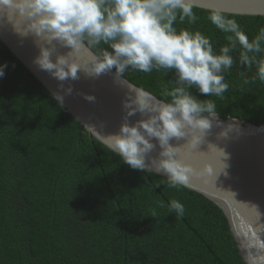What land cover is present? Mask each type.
Returning a JSON list of instances; mask_svg holds the SVG:
<instances>
[{"label":"trees","instance_id":"trees-1","mask_svg":"<svg viewBox=\"0 0 264 264\" xmlns=\"http://www.w3.org/2000/svg\"><path fill=\"white\" fill-rule=\"evenodd\" d=\"M193 12L194 24L177 20L174 26L201 32L219 53L228 34L208 19L214 11L193 6ZM222 14L249 40L264 28V16ZM107 48L101 43L92 50L99 55ZM231 55L222 97L190 91L214 101L223 118L262 123L264 83L252 80L255 66L239 63V48ZM3 64L0 264H246L216 204L185 186H169L166 177L130 168L85 132L0 41ZM123 76L167 102L163 91L176 86L173 71L128 69ZM172 200L183 204L182 217L170 211Z\"/></svg>","mask_w":264,"mask_h":264},{"label":"clouds","instance_id":"clouds-1","mask_svg":"<svg viewBox=\"0 0 264 264\" xmlns=\"http://www.w3.org/2000/svg\"><path fill=\"white\" fill-rule=\"evenodd\" d=\"M9 9H15L23 18L22 31H17L14 24L17 32L42 40L34 63L57 81L77 80L81 70L68 54L57 52V44L70 48V52L80 51L85 44L92 48L101 43L108 45L93 57L90 67L83 69L92 77L112 69L115 82L128 69L174 72L176 86L162 93L170 101L137 90L123 101L126 114L119 133L109 137L111 149L125 164L134 170L164 173L171 187H187L191 176L204 175L208 167L197 171L178 159L177 147L169 143L173 137H190L187 143L195 148L202 140L199 133L209 129L217 118L215 102L198 99L190 89L195 87L208 97H222L229 87L224 73L232 68L231 53L237 48L239 63L249 69L255 66L252 80L264 83V28L249 40L236 20L218 10L212 12L208 19L228 34L227 43L216 53L209 37L174 26L177 20L189 24L197 21L192 0H0V12L7 16ZM6 67L0 65V78ZM63 91L71 94L72 87ZM53 98L63 104L60 93H53ZM85 99L93 101L95 97L86 95ZM137 113L143 118L128 123V117ZM157 144L158 156L148 157ZM146 157L151 159V166L146 164ZM169 208L178 217L184 215V206L177 200L170 201Z\"/></svg>","mask_w":264,"mask_h":264},{"label":"water","instance_id":"water-1","mask_svg":"<svg viewBox=\"0 0 264 264\" xmlns=\"http://www.w3.org/2000/svg\"><path fill=\"white\" fill-rule=\"evenodd\" d=\"M192 4L221 13L264 16V0H192ZM14 24L17 31L23 30V18L15 9L7 10V16L0 12V41L52 95L57 92L63 95L62 106L66 111L85 132L109 149L110 135L118 134L124 122L123 101L127 97L142 90L160 99L124 76L115 82V69L97 77L87 75L83 69L90 67L93 57L98 56L87 44L78 52L57 44V52L68 54L70 60L81 66L77 80L57 81L34 63L39 54L37 45L42 40L30 33L22 35ZM55 55L56 52L53 60ZM69 86L72 93H64ZM86 95L95 99L89 101ZM141 118L137 113L128 117V123ZM199 134L202 140L195 148L187 143L190 137H173L169 141L177 147V158L184 163L197 171L208 166L204 175L190 177L187 188L201 193L223 211L246 264H264V122L255 124L217 115L211 127ZM152 142L156 144L155 138ZM159 151L157 144L148 157L156 158ZM145 162L151 166V159L146 157ZM156 174L166 177L164 173Z\"/></svg>","mask_w":264,"mask_h":264}]
</instances>
